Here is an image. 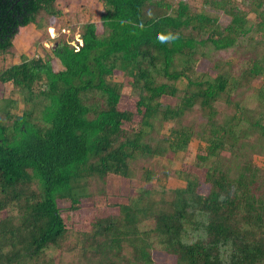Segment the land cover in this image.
<instances>
[{
    "label": "trees",
    "instance_id": "16d2710c",
    "mask_svg": "<svg viewBox=\"0 0 264 264\" xmlns=\"http://www.w3.org/2000/svg\"><path fill=\"white\" fill-rule=\"evenodd\" d=\"M97 1L0 0V264H264V0ZM30 25L52 55L5 64Z\"/></svg>",
    "mask_w": 264,
    "mask_h": 264
},
{
    "label": "rangeland",
    "instance_id": "374dc122",
    "mask_svg": "<svg viewBox=\"0 0 264 264\" xmlns=\"http://www.w3.org/2000/svg\"><path fill=\"white\" fill-rule=\"evenodd\" d=\"M193 6H200L201 1L196 0L191 3ZM59 6L61 9L62 14L64 16L60 19L62 22L66 25L82 23V22H89V21H98L100 19V14L102 11V6L97 0H59ZM59 27V21L54 23V26L48 30L50 38L56 37L57 33L56 30ZM41 35L37 32L34 26L30 25L26 28H22L16 38L14 39V54L12 57H7L5 60V64H17L20 62L21 57L25 56L27 58H33L35 56H38L40 58H43L47 55H52V49L56 46V43L48 44L44 43L43 41H40ZM232 57V56H231ZM206 64V63H205ZM207 65V64H206ZM114 80L117 82H124L126 79L122 76H115ZM264 81L261 80L257 82L255 85L258 87L262 84ZM180 88H183V84L179 85ZM7 92L9 93L11 90V86H6ZM131 90L128 85H125L122 90L123 94V107L128 105L127 107H122V110L128 109L129 111H134V104L136 102V98L131 97ZM134 122L138 123V118H135ZM196 149L195 145L190 146L187 153L179 154L176 159L172 162L171 167L173 169H181L182 171H194L189 165L192 164V161L195 157ZM255 161L257 162L258 166H264V156L260 155L255 158ZM119 183V184H118ZM132 183V182H130ZM107 194H106V200L111 202H114L111 199V195H109V192H112V187H116L119 185L120 187H128L129 184L124 181H116L107 184ZM183 183L176 178H169L165 182V186L169 189H173L179 186H182ZM106 201V202H107ZM117 202V201H116ZM115 202V203H116ZM105 204H101L98 202V200L93 204V206L87 205L84 207L82 211H86L85 213H72V217L69 219H66V224L71 227V230H86L88 228V223L91 221L92 215L97 213L100 216H104L107 213L106 212H116L115 209H110L109 206H104ZM75 214V215H74ZM163 264V263H160Z\"/></svg>",
    "mask_w": 264,
    "mask_h": 264
},
{
    "label": "clouds",
    "instance_id": "9594fccd",
    "mask_svg": "<svg viewBox=\"0 0 264 264\" xmlns=\"http://www.w3.org/2000/svg\"><path fill=\"white\" fill-rule=\"evenodd\" d=\"M151 15V13H149ZM138 27L143 30L144 25L141 23L138 25ZM179 39V34L178 33H173V32H167V33H158L157 34V40L160 43H174Z\"/></svg>",
    "mask_w": 264,
    "mask_h": 264
}]
</instances>
